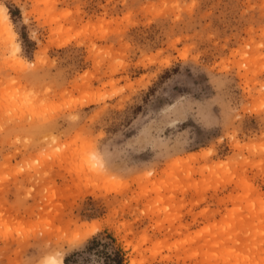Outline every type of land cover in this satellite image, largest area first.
Instances as JSON below:
<instances>
[{
  "label": "rangeland",
  "instance_id": "1",
  "mask_svg": "<svg viewBox=\"0 0 264 264\" xmlns=\"http://www.w3.org/2000/svg\"><path fill=\"white\" fill-rule=\"evenodd\" d=\"M0 6V264H264V0Z\"/></svg>",
  "mask_w": 264,
  "mask_h": 264
},
{
  "label": "trees",
  "instance_id": "2",
  "mask_svg": "<svg viewBox=\"0 0 264 264\" xmlns=\"http://www.w3.org/2000/svg\"><path fill=\"white\" fill-rule=\"evenodd\" d=\"M112 243L114 242V239L111 238ZM101 240H99L98 238L94 237L92 238V240L90 241V245H88V250L89 251H93L95 253L99 252L100 250H98V246L99 245H104L101 244ZM101 252V251H100ZM113 256H108L110 258V260L113 262V264H123V254L120 248H115L112 251ZM64 264H68V259L65 258L64 259Z\"/></svg>",
  "mask_w": 264,
  "mask_h": 264
},
{
  "label": "bare ground",
  "instance_id": "3",
  "mask_svg": "<svg viewBox=\"0 0 264 264\" xmlns=\"http://www.w3.org/2000/svg\"><path fill=\"white\" fill-rule=\"evenodd\" d=\"M0 9L3 10V18H2V19L5 20V21L3 22V24L5 25V28L8 29V30L10 31V27H9V25H8V17H7V13L5 12L3 6H0ZM10 32H11V31H10ZM17 48H19V47L17 46ZM93 100H95V99H93ZM81 105H82V104H81ZM47 263H48V264H64L62 258L59 257V256H58V257H55V256L53 257V256H51V257L48 259Z\"/></svg>",
  "mask_w": 264,
  "mask_h": 264
}]
</instances>
